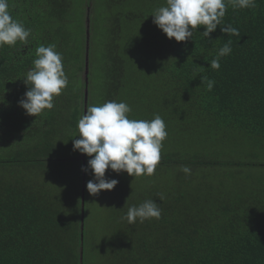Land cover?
Returning <instances> with one entry per match:
<instances>
[{
	"label": "trees",
	"instance_id": "16d2710c",
	"mask_svg": "<svg viewBox=\"0 0 264 264\" xmlns=\"http://www.w3.org/2000/svg\"><path fill=\"white\" fill-rule=\"evenodd\" d=\"M165 4L9 0L32 36L0 48V264H264V0L229 4L210 40L201 27L186 42L153 23ZM227 25L240 35L224 34ZM228 39L232 53L211 69ZM39 45L62 53L69 85L52 110L32 117L19 102ZM86 65L91 105L125 102L130 119L159 114L168 132L155 174L109 201L99 249L81 220L87 182L71 160ZM149 199L160 219H121Z\"/></svg>",
	"mask_w": 264,
	"mask_h": 264
},
{
	"label": "clouds",
	"instance_id": "9594fccd",
	"mask_svg": "<svg viewBox=\"0 0 264 264\" xmlns=\"http://www.w3.org/2000/svg\"><path fill=\"white\" fill-rule=\"evenodd\" d=\"M229 4L233 9H251L256 6V0H166L165 6L154 11L153 23L170 40H193L194 33L201 27L205 29L201 35L210 40L211 34L223 23ZM220 28L229 37L240 35L239 30L231 25ZM30 36L32 30L13 19L9 0H0V48L14 47L18 42L27 44ZM231 45L232 40L228 39L218 50L216 58L210 63L211 69L220 68V59L232 53ZM35 52L33 67L23 79L28 90L19 102V106L32 117L52 110L55 98L69 85L63 55L55 45H39ZM201 80L202 84L206 83L207 90H213L214 80L207 76H202ZM131 111L125 102L90 104L78 120L80 138L73 139V150L90 157L87 168L83 170L87 172L91 169L94 174L95 179L87 183V190L92 196L117 187L118 180L105 178L108 169L117 174L126 172L134 178L152 176L157 170L163 142L168 136L166 123L159 114H155L151 120L130 119L128 114ZM181 171L186 175L191 174L189 166H182ZM159 199L163 201L164 197L161 195ZM161 215V205L149 199L138 206L128 207L121 219L135 224L137 220L144 223L160 219Z\"/></svg>",
	"mask_w": 264,
	"mask_h": 264
},
{
	"label": "rangeland",
	"instance_id": "374dc122",
	"mask_svg": "<svg viewBox=\"0 0 264 264\" xmlns=\"http://www.w3.org/2000/svg\"><path fill=\"white\" fill-rule=\"evenodd\" d=\"M87 22H88V20H87ZM88 71H89L88 65H86L85 69L79 74V78L84 83V86H86L84 89V92H85L84 99L81 100V102H82L81 108H83V114L86 113V109L90 104L89 101H91L89 99V93L87 91V89H88L87 84L89 83ZM94 96L95 97H93L92 99H94V100L98 99L97 95H94ZM101 102H102V100H101ZM101 102H97L96 105L104 104V103L100 104ZM89 159H90V157L87 156L85 158V155L81 154L80 152H78L77 154H75L71 158V160L76 162V165H75L76 170H78V166L81 165V171H82L83 179H84V182L86 181L87 183L89 180L95 179L94 174L92 173L91 169H89L87 172L83 170L84 168H87ZM127 176L129 177V179L127 178ZM105 178L118 180L119 183H118L117 187L112 191H102L101 193H99L96 196L90 195L89 197L91 199L86 201V208H85L86 213L81 214V220L84 221V224L86 227L85 230L88 233V235L90 236L89 242L93 243L94 246H96L98 249L103 248L102 242L100 240L102 235H100V234L103 232V228H104L103 223L106 219V215L112 212L111 211L112 207L110 206L109 201L112 199V197L117 196V194L121 190V188H129V187H131L132 182L136 183V182L141 181L140 177L134 178L132 176H129L128 174L127 175L124 174V172L117 174V173L113 172L111 169H108L106 171Z\"/></svg>",
	"mask_w": 264,
	"mask_h": 264
}]
</instances>
